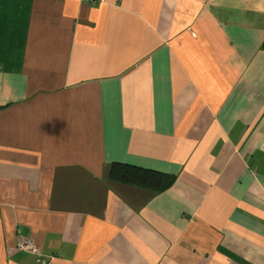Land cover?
<instances>
[{
    "label": "crops",
    "instance_id": "obj_1",
    "mask_svg": "<svg viewBox=\"0 0 264 264\" xmlns=\"http://www.w3.org/2000/svg\"><path fill=\"white\" fill-rule=\"evenodd\" d=\"M24 237L46 264H264V0H0V264H41Z\"/></svg>",
    "mask_w": 264,
    "mask_h": 264
},
{
    "label": "trees",
    "instance_id": "obj_2",
    "mask_svg": "<svg viewBox=\"0 0 264 264\" xmlns=\"http://www.w3.org/2000/svg\"><path fill=\"white\" fill-rule=\"evenodd\" d=\"M109 178L113 181L162 192L172 186L173 175L124 162H114L110 166Z\"/></svg>",
    "mask_w": 264,
    "mask_h": 264
},
{
    "label": "built area",
    "instance_id": "obj_3",
    "mask_svg": "<svg viewBox=\"0 0 264 264\" xmlns=\"http://www.w3.org/2000/svg\"><path fill=\"white\" fill-rule=\"evenodd\" d=\"M86 3L89 4H96L100 0H83ZM20 247L26 250H29L33 254L37 256V262H40L41 264H46V259L40 254L37 247L33 244L30 237H24L20 243Z\"/></svg>",
    "mask_w": 264,
    "mask_h": 264
}]
</instances>
